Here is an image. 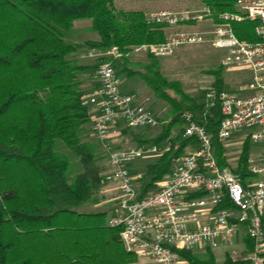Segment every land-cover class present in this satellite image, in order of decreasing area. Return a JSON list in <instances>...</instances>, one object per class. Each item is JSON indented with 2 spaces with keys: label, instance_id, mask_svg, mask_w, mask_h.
Here are the masks:
<instances>
[{
  "label": "trees",
  "instance_id": "1",
  "mask_svg": "<svg viewBox=\"0 0 264 264\" xmlns=\"http://www.w3.org/2000/svg\"><path fill=\"white\" fill-rule=\"evenodd\" d=\"M197 1L215 17L234 12L237 2ZM80 20H91L90 31L98 35L97 40L74 41V25ZM165 30V24L151 21L144 11H118L114 0H0V264L137 261L135 254L125 249L121 229L106 223L107 212L82 211L85 204L97 197L105 179L97 149L103 150L90 134L91 115L83 104L94 87H85L81 79L95 70L98 63L80 64L76 55L82 50L113 46L124 54H132L138 47L163 43ZM234 30L240 40L257 41L253 23L236 24ZM148 57V63L142 65L143 73L126 67L128 57L122 59V70L131 76L139 75L158 99L172 102L164 91L167 82L159 73L157 59L150 52ZM215 88L225 89L220 77ZM175 111L181 114L147 143L160 146L174 125L185 124L184 114L202 115L204 107L193 103L183 109L176 105ZM220 119L219 110H214L205 125L213 135L216 157L222 167V146L217 139ZM183 133L184 126L170 151L147 165L140 198L171 175L176 159L193 142L183 138ZM88 135L97 146L86 139ZM247 142L235 172L244 184L255 177L248 171ZM62 148L79 158L81 171L73 179L71 160L61 152ZM14 166L18 175L22 168L30 174V191H19V180L15 188L8 185L3 169L13 174ZM66 221L73 225L64 226ZM179 253L193 264H216L210 250L201 263L191 253ZM224 264L244 263L228 257Z\"/></svg>",
  "mask_w": 264,
  "mask_h": 264
},
{
  "label": "built area",
  "instance_id": "2",
  "mask_svg": "<svg viewBox=\"0 0 264 264\" xmlns=\"http://www.w3.org/2000/svg\"><path fill=\"white\" fill-rule=\"evenodd\" d=\"M148 17L165 24L170 35L163 43L144 45L133 53L147 50L164 57L185 46L211 44L225 52V67L247 70L251 81L238 93L215 87L206 91L202 115H184L183 138L193 139L196 149L176 159L171 175L159 182L155 192L140 198L129 166L140 159L162 156L172 144L117 148L115 140L126 130L157 128L158 115L120 90L116 64L131 53L113 46L88 49L80 55L98 62L97 85L83 104L91 115L90 134L111 168L105 181L116 183L120 193L119 213L109 225L121 229L120 239L128 252L154 264H185L181 251L232 246L240 228H245L250 247L241 260L264 264V152L263 163L253 164L250 159L248 167L250 174L261 179L244 184L239 175L219 166L213 135L205 125L206 118L218 109L217 139L221 144L247 130L244 140L264 148V0H237L234 12L216 17L207 8L184 13L158 11ZM194 22L211 28L190 29ZM244 22L253 23L256 42L237 37L234 25Z\"/></svg>",
  "mask_w": 264,
  "mask_h": 264
},
{
  "label": "rangeland",
  "instance_id": "3",
  "mask_svg": "<svg viewBox=\"0 0 264 264\" xmlns=\"http://www.w3.org/2000/svg\"><path fill=\"white\" fill-rule=\"evenodd\" d=\"M114 6L118 11H144L145 9H148V12H145L148 15L150 13L158 11H171L174 13H184L187 11L197 12L198 10H202L205 7L202 3L197 0L155 2H142L140 0H114ZM75 24L77 25V30L75 31L77 40L84 43L86 41L95 40L98 38V35L96 33L90 31V28L92 26L91 20H80ZM210 28L211 27H209L207 24L197 22H194L193 24L191 23L190 27V29L198 31H205ZM169 33V31L165 30V40L170 35ZM85 52L86 50H82L77 53V61L83 65H95V60L84 59L80 57V54H83ZM148 53L149 51L142 50L140 52H134L132 54H129V63L126 65V67L130 71L143 73L144 70L142 69V65L148 63ZM154 57L158 61L159 73L161 74L162 78L167 82L164 91L173 99L172 102L158 99L139 75L131 76L127 72L123 71L122 69L124 66V62L122 60L118 61L116 64V68L120 75L119 80L121 92L124 94H139L141 97V105L148 109L151 108L154 111L157 110L160 119V124L155 129H148L145 131V135L147 136L148 140L157 138L161 134L163 129L172 121V119L181 114L180 111H175L176 105L180 106L183 109H186L193 103H195L197 106L203 105L206 91L216 86L218 77L222 79V87L231 91L232 93L240 92L241 89L245 88L251 81V75L247 70L234 67H225L223 65L226 58L225 52L214 48L211 44L185 46L175 50L168 56ZM96 70L97 68L95 70L87 72L81 77V79L84 81L83 83L85 87L90 88L94 85V83H97ZM196 115L197 117L199 116L198 114ZM183 126V122L174 125L168 139L162 144H160V147H163V145H165L166 143L173 144L175 138L179 135ZM248 132L249 131L247 130L242 131L238 135H235L230 142L226 144H220L222 146L221 158L224 160V165L222 167L220 166L221 168H229L234 173L238 170L245 146L248 145L247 140L249 139L244 140V135H246ZM135 135L136 134L132 133L130 138H128V140H125L122 145L132 147L143 146L144 144L142 143H136V141L134 140L136 138ZM240 136H243L244 138H241ZM86 139L91 143L95 144L89 135ZM143 139H146V137H144ZM249 145L250 147L248 146V165H252L250 159H254L253 164L259 162L263 163V145L250 143V141ZM194 149H196L195 141H193L192 143H190V145L184 148L182 156L191 153ZM97 151L98 153H100V165L105 166L106 156L104 155V152L101 151L99 148L97 149ZM61 152L66 154L71 160L72 168H70V178L73 179L81 171V166L79 165V158L73 156V154L69 150H65L62 148ZM4 168L6 167L4 166ZM12 172L13 174H11L10 172L8 173L7 170L3 169V174H6L4 175V178H6L5 176L8 177L6 178L8 179V185H12L15 188L19 180V186H21L19 191H30V174L25 172V169L22 168L21 170H19L18 175L15 166ZM143 178L144 176L142 178H135V182L138 187V183L141 185V181ZM254 179H261V177L255 176L251 179V181ZM157 188L158 185L156 188L150 190L148 194L155 192ZM108 192V194L111 193V195L113 192L117 193L118 196L120 194L116 187L114 191ZM100 196H98L99 201H102V198L104 197L100 198ZM94 199L93 201L91 200L90 202L85 204L82 207V211H105L108 214V216L106 217V223L109 224V220L119 213L118 201L108 200L105 198V201H102L99 206L95 207L93 204V202L95 201ZM63 225L68 227L72 226L73 223L66 221ZM242 249L243 248L241 242L233 246H225L224 248L215 250L214 252L217 257V261L219 263H223L227 254H229L230 256L241 254V257L244 258L246 251L242 253ZM242 262L244 264H247L245 260H243Z\"/></svg>",
  "mask_w": 264,
  "mask_h": 264
},
{
  "label": "crops",
  "instance_id": "4",
  "mask_svg": "<svg viewBox=\"0 0 264 264\" xmlns=\"http://www.w3.org/2000/svg\"><path fill=\"white\" fill-rule=\"evenodd\" d=\"M148 9H145L144 10V12H148L147 11ZM77 23V22H76ZM76 25V24H75ZM75 25H74V29L75 30H77V25H76V27H75ZM90 28V27H89ZM98 39V38H97ZM97 39H95V40H97ZM74 41L76 42V43H82L81 41H79V40H77V38H76V35H75V39H74ZM87 51V50H86ZM84 54V53H83ZM81 55V54H80ZM83 81V80H82ZM84 82V81H83ZM96 84L97 83H94V85L92 86V87H90V88H95L96 87ZM127 94H130V95H133L134 96V98H135V101L138 103V104H140L141 103V97H140V95L138 94V95H135V94H132V93H127ZM141 105V104H140ZM150 110H152V111H154L153 109H151L150 108ZM154 112H156L157 113V110L156 111H154ZM158 114V113H157ZM166 122H169V121H166ZM146 130H148V129H142V130H132V131H130V130H126L125 132H124V134L121 136V137H119V138H117L116 140H115V143H116V146H117V148H119V149H127V148H130V147H132V146H125V145H122V143L125 141V140H128V138H130V136L132 135V133H134V134H136L135 135V141H136V143H142V144H148L146 141L148 140L147 139V136L145 135V131ZM144 132V133H143ZM134 136V135H133ZM144 137H146V139H143ZM241 138H244L243 136H240ZM131 138H133V137H131ZM121 145V146H120ZM135 147H140V146H135ZM157 159V157H153V158H145V159H140V160H137V161H135V162H133L130 166H129V170H130V172H131V174L135 177V178H142L143 176H145V173H146V167H147V165L148 164H150V163H152V162H154L155 160ZM102 168H104V173H103V176H104V179H105V176L106 175H108L109 173H111V168H110V166L107 164V161H106V163H105V166H102ZM167 178V177H166ZM166 178H164L163 180H165ZM161 182V181H160ZM158 184H159V182H158ZM157 184V185H158ZM138 185H139V187H138V190L140 191L141 190V185L138 183ZM115 187L117 188V185H116V183H114V182H111V181H105V182H103L102 183V185L100 186V188L97 190V192H96V198L94 199L95 201L93 202V204H94V206L95 207H97V206H99L100 205V203L102 202V201H105L106 199H108V200H115V201H118V195H117V193H112V195H111V193L110 194H108L109 192L108 191H114L115 190ZM100 194H101V196H100ZM115 194V195H114ZM98 196H100V198L101 197H104V198H102V201H99V198H98ZM106 198V199H105ZM105 199V200H104ZM93 201V200H92ZM118 206H119V203H118ZM95 212H100V210H96ZM101 212H105V211H101ZM245 233H246V231H245V228H240V230H239V234H238V236H237V239H236V241H235V243H234V245L235 244H237V243H241L242 242V253L244 252V251H246L247 250V248H249L250 247V243H249V241H248V239H247V237H246V235H245ZM233 246V245H232ZM224 248V247H223ZM221 249V248H220ZM215 250H218V249H215ZM215 250H210L211 251V253L213 254V257H214V259H215V263L216 264H224L225 263V261H226V259L229 257V258H231L234 262H237V261H241L242 262V260H241V254L240 255H233V256H230L229 254H227L226 255V257H225V259H224V261H223V263H219L218 261H217V257H216V255H215ZM207 251L208 250H205V249H195V250H193V251H191L190 253L192 254V255H194V256H197L198 257V259L196 260V261H198V263H201V261H203V260H205V257H206V254H207ZM184 261H185V264H193L192 262H189V261H187V260H185L184 259ZM134 264H154L153 263V261L152 260H150V259H139V258H137V261L134 263Z\"/></svg>",
  "mask_w": 264,
  "mask_h": 264
}]
</instances>
